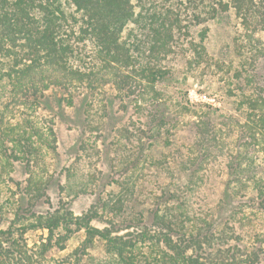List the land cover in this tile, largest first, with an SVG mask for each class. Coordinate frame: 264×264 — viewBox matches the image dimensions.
Instances as JSON below:
<instances>
[{
	"label": "rangeland",
	"instance_id": "1",
	"mask_svg": "<svg viewBox=\"0 0 264 264\" xmlns=\"http://www.w3.org/2000/svg\"><path fill=\"white\" fill-rule=\"evenodd\" d=\"M251 1L254 17L250 14L243 20L234 7H229L206 20L204 12L212 0H134L136 12L148 17L152 13L160 18L168 16L177 29L173 46L156 62L165 70L156 88L157 105L167 114V123L151 131L145 103L134 102V96L123 98L109 84L92 95L75 87L65 90L50 86L37 101L16 100L11 104L0 84L4 126L39 134L34 136L39 159L29 166L24 160L15 161L6 171L0 165V200L17 206L23 194L28 200L41 194L38 200L33 198L34 211L64 206L75 215L93 205L102 216L92 221L94 225L102 227L103 220L111 219L122 228L135 222H124L122 213L134 216L142 212L149 224L150 214L158 206L160 212L172 210L165 201L171 196L167 204L177 207L172 213L179 218L185 209L209 219L226 217L227 224L246 238L256 233L264 237V213L253 205L252 187L230 177L227 167L247 139L245 124L264 112L263 105L252 103L254 98L260 102V97L264 98V0ZM198 10L203 12L197 18ZM192 12L195 14L190 17ZM134 32L139 35L141 30ZM141 48L145 61L156 60L148 43ZM201 118L218 141L210 140L209 154H204L198 165L190 158L200 160L196 126ZM248 146V153L240 148V157L233 158V164L243 170L251 161L255 173L264 178L260 146ZM32 178L48 182L38 191L36 187H22ZM122 195L128 199L126 206L116 201ZM12 214L9 211V217ZM44 233L28 231V246L39 242ZM80 239L76 232L65 249L53 246L46 252L44 264L52 263V258L65 260ZM101 252L99 244L92 250L94 255Z\"/></svg>",
	"mask_w": 264,
	"mask_h": 264
},
{
	"label": "trees",
	"instance_id": "2",
	"mask_svg": "<svg viewBox=\"0 0 264 264\" xmlns=\"http://www.w3.org/2000/svg\"><path fill=\"white\" fill-rule=\"evenodd\" d=\"M251 2L212 0L204 12L205 19L234 7L236 15L246 20L250 14L254 17ZM135 6L134 0H0L2 94L10 98L11 104L16 100L37 101L50 86L65 90L75 87L92 95L109 84L123 98L134 96V102L145 103L150 131L166 125L167 114L157 105L156 88L165 70L156 62L177 39L176 24L168 16L138 13ZM202 12L198 10L195 16L201 17ZM134 29L141 30L139 35ZM145 43L149 44L154 62L142 56ZM260 98L262 102L254 98V106H264V98ZM4 110L0 109V165L4 171L18 160L29 166L39 159L34 140L39 134L24 128H6ZM202 120L196 126L200 160L190 158L192 164L198 165L204 154H209L210 140L218 141L216 133L208 132ZM248 122L247 139L231 157L228 174L239 183L250 184L253 205L264 213V178L255 173L251 161L243 170L233 164V158L240 157V148L248 153L249 144L259 145L264 156V112ZM50 133L53 135L52 130ZM44 178H32L22 187H36L38 191L48 182ZM40 196L36 194L28 200L23 194L17 206L0 200V264H44L46 252L53 246L65 249L67 240L76 232L81 235L78 245L64 256L65 260L52 258L50 264H260L264 259L263 235L256 233L246 238L227 224L226 217L218 219L225 220L221 225L216 218L193 215L187 209L179 218L172 213L177 207L167 204L171 196L165 201L172 210L160 212L158 206L151 212L149 224L144 222L142 212L134 216L122 213L124 222L135 221L124 228L116 227L111 219L103 220L102 227L94 225L92 221L102 216L93 205L80 215L64 206L36 212L33 198L38 200ZM228 199L226 192L225 202ZM116 201L126 206L128 199L122 195ZM9 211L13 217H9ZM4 221L8 222L5 227ZM30 230L45 231V236L28 246L25 234ZM98 244L102 252L94 255L92 250Z\"/></svg>",
	"mask_w": 264,
	"mask_h": 264
}]
</instances>
